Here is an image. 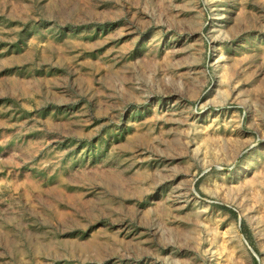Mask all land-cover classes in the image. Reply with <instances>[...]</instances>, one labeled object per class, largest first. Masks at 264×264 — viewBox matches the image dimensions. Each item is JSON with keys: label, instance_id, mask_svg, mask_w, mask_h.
I'll list each match as a JSON object with an SVG mask.
<instances>
[{"label": "rangeland", "instance_id": "rangeland-1", "mask_svg": "<svg viewBox=\"0 0 264 264\" xmlns=\"http://www.w3.org/2000/svg\"><path fill=\"white\" fill-rule=\"evenodd\" d=\"M0 264H264V0H0Z\"/></svg>", "mask_w": 264, "mask_h": 264}, {"label": "bare ground", "instance_id": "bare-ground-1", "mask_svg": "<svg viewBox=\"0 0 264 264\" xmlns=\"http://www.w3.org/2000/svg\"><path fill=\"white\" fill-rule=\"evenodd\" d=\"M242 170V169H241Z\"/></svg>", "mask_w": 264, "mask_h": 264}]
</instances>
